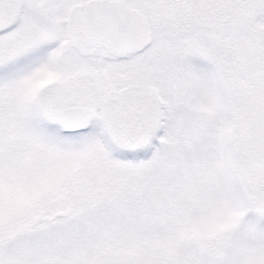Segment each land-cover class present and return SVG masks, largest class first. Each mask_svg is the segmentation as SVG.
<instances>
[{"label": "snow or ice", "instance_id": "obj_1", "mask_svg": "<svg viewBox=\"0 0 264 264\" xmlns=\"http://www.w3.org/2000/svg\"><path fill=\"white\" fill-rule=\"evenodd\" d=\"M0 264H264V0H0Z\"/></svg>", "mask_w": 264, "mask_h": 264}]
</instances>
